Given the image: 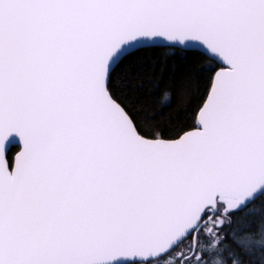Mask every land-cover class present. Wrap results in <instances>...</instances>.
Masks as SVG:
<instances>
[{
    "label": "snow or ice",
    "instance_id": "obj_1",
    "mask_svg": "<svg viewBox=\"0 0 264 264\" xmlns=\"http://www.w3.org/2000/svg\"><path fill=\"white\" fill-rule=\"evenodd\" d=\"M0 264H264V0H0Z\"/></svg>",
    "mask_w": 264,
    "mask_h": 264
},
{
    "label": "trees",
    "instance_id": "obj_2",
    "mask_svg": "<svg viewBox=\"0 0 264 264\" xmlns=\"http://www.w3.org/2000/svg\"><path fill=\"white\" fill-rule=\"evenodd\" d=\"M150 78H145L142 87L137 92V106L149 111L162 113L161 120L169 117L179 118L184 115L185 109H191L196 101L195 84L186 81L185 69L177 63L176 71L171 70L160 75L159 72ZM168 90L171 93L170 103L165 101L162 93Z\"/></svg>",
    "mask_w": 264,
    "mask_h": 264
}]
</instances>
